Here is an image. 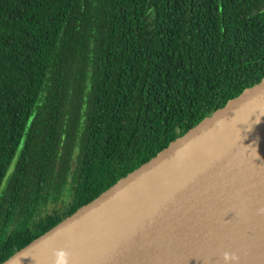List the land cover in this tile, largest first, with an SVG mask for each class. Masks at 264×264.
Segmentation results:
<instances>
[{
	"label": "trees",
	"instance_id": "obj_1",
	"mask_svg": "<svg viewBox=\"0 0 264 264\" xmlns=\"http://www.w3.org/2000/svg\"><path fill=\"white\" fill-rule=\"evenodd\" d=\"M264 77V0H0V264Z\"/></svg>",
	"mask_w": 264,
	"mask_h": 264
},
{
	"label": "water",
	"instance_id": "obj_2",
	"mask_svg": "<svg viewBox=\"0 0 264 264\" xmlns=\"http://www.w3.org/2000/svg\"><path fill=\"white\" fill-rule=\"evenodd\" d=\"M264 77L1 264H264Z\"/></svg>",
	"mask_w": 264,
	"mask_h": 264
},
{
	"label": "bare ground",
	"instance_id": "obj_3",
	"mask_svg": "<svg viewBox=\"0 0 264 264\" xmlns=\"http://www.w3.org/2000/svg\"><path fill=\"white\" fill-rule=\"evenodd\" d=\"M264 256V255H263ZM264 258V257H263Z\"/></svg>",
	"mask_w": 264,
	"mask_h": 264
}]
</instances>
